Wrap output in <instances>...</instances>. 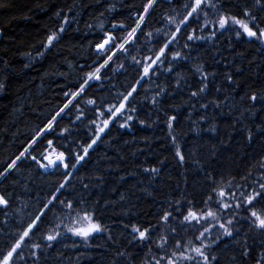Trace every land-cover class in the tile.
I'll list each match as a JSON object with an SVG mask.
<instances>
[{
	"label": "trees",
	"instance_id": "1",
	"mask_svg": "<svg viewBox=\"0 0 264 264\" xmlns=\"http://www.w3.org/2000/svg\"><path fill=\"white\" fill-rule=\"evenodd\" d=\"M194 1L0 0V262L264 264V0Z\"/></svg>",
	"mask_w": 264,
	"mask_h": 264
},
{
	"label": "snow or ice",
	"instance_id": "2",
	"mask_svg": "<svg viewBox=\"0 0 264 264\" xmlns=\"http://www.w3.org/2000/svg\"><path fill=\"white\" fill-rule=\"evenodd\" d=\"M202 2H204V0H195V6L192 7V10L191 12L188 13V16L191 17L193 13L197 12V10L200 8ZM151 6V3L149 4V7ZM148 9L146 8L145 11H147ZM245 15H247V13H245ZM140 20L142 21L143 20V17H140ZM185 20H187V17L185 18ZM171 22V21H170ZM234 24H237L239 25L244 32H246L248 34L249 37H257V32L256 31H253L248 24L244 23L243 21L241 20H236L233 18V21H232ZM183 23V21H182ZM228 23V21L225 19V18H221L220 21H219V25L221 28L225 27V25ZM115 27V25H114ZM140 27V24L138 23L137 24V28ZM63 30V29H61ZM177 30H179V27L177 28ZM136 32V29H133L132 30V33L129 34V36L131 37L132 35H134ZM260 36H264V31H261L259 33ZM57 34L55 32H53L49 37H48V44L45 45V47H48V46H51L53 44V42L57 39ZM114 38L109 36L107 39L104 40V42L100 45L97 46V51L98 52H102L106 49V46L109 45L111 43V41L113 40ZM189 39H192V37L190 36ZM128 41H125V43H127ZM165 47H167V45H165ZM121 48H123V45H121ZM164 52V49L162 48L161 49V53ZM177 55H179L177 53ZM109 59H111V57H109ZM160 58L157 57V60H159ZM153 63H156V61H153ZM105 64H107V61H105ZM101 67H104V65H101ZM149 67H151V65H149ZM100 72V68H97L96 69V72L95 73H89L88 74V79L85 80V85L88 84V82L92 79H100V76L98 75V73ZM148 74V69L146 68L145 69V75ZM81 91H83V86L81 87ZM201 91H203V89H201ZM65 95H68L67 93H65ZM76 95H79V93H74L73 96L75 97ZM132 93H129L128 96H125L124 97V100L127 101L129 96H131ZM193 95H195V93H193ZM253 100L256 99L255 96L252 97ZM69 103H71V101H69ZM89 104H93L94 101L92 100H89L88 101ZM68 105L66 104L65 105V108H67ZM125 107V105L122 103L120 105V108L117 109L116 111L119 112L121 109H123ZM61 111H63V109H61ZM59 115V113L57 114ZM113 115H115V113H113ZM79 119V117H78ZM129 119H131V117H129ZM105 126H107V121H105ZM125 125H121V127H124ZM169 127H171V124L169 125ZM49 128H51V125H49ZM104 129H100V131H103ZM51 141H49V145H51ZM95 143V141H93V144ZM89 148L92 147V145H89L88 146ZM85 153H87L88 149H85L84 150ZM23 155V154H22ZM177 155H180L179 151L177 152ZM19 159V157L17 158ZM83 157H78L77 158V162H79L80 160H82ZM65 161V156H64V153H60L59 156L57 157L56 160H49L48 162V165H41V167H56L58 166L59 164H62L64 163ZM13 164H15V161L13 162ZM11 167V165H10ZM65 167H67V164H65ZM73 167H75V165H73ZM61 187H63V185H61ZM219 195L221 197H223L225 195V193L223 191H221L219 193ZM258 198H264V184L261 185V191L260 192H256L254 194H251V195H248L246 197L247 199V203L248 204H253L254 201H256ZM63 203V202H62ZM7 204V201L4 200L3 197H0V205H6ZM240 205H237V207H239ZM67 207L69 209L72 208V205L69 203L67 205ZM208 216H211L213 218H215V214L212 213V212H209L207 214ZM251 217L254 218L253 220V223L255 225L256 228L258 229H262L264 230V214H261V213H258L256 211H252L251 212ZM203 217H201L202 219ZM39 219V218H38ZM84 220L86 221H89L91 222L92 220V217L90 215H86L83 217ZM165 219H167V214L165 216ZM191 220H197V222H199V219L197 218L196 214L192 211H189L188 215L184 216V221L186 222H191ZM229 224L232 223L231 220L228 221ZM31 227V226H30ZM221 228H224V234L225 235H232L231 231L228 229V228H225V226L223 224L220 225ZM102 229L101 227L98 225V224H95V223H89L88 227H85V228H80L78 230H75L73 232L74 235H77V236H80L84 239H87L89 236H91L93 233L95 232H100ZM134 232H138L139 233V239L141 240H144L147 238L146 236V233H147V229H145L144 231H140L138 228L136 227H133L132 229ZM205 231H207V229H205ZM28 235V232H25L24 233V236H27ZM204 233L202 232L201 233V236H203ZM56 237L55 236H48L47 239L49 240H54ZM199 239V237L197 238ZM17 247H19V244H17ZM15 248L8 253L7 257L4 258V260L2 262H0V264H9V260L10 258L12 257L13 255V252H15ZM192 251L197 255V256H201L204 258L205 262H207V257L205 256L204 252L202 251L201 248L199 247H196V248H193ZM175 255V253L173 254ZM183 259H188V260H191V259H194L193 256H183L182 257ZM156 264H159V261L156 262ZM168 264H175V262L172 260V259H169L168 260ZM257 264H261V262L258 260L257 261Z\"/></svg>",
	"mask_w": 264,
	"mask_h": 264
},
{
	"label": "rangeland",
	"instance_id": "3",
	"mask_svg": "<svg viewBox=\"0 0 264 264\" xmlns=\"http://www.w3.org/2000/svg\"><path fill=\"white\" fill-rule=\"evenodd\" d=\"M194 6H195V1H194ZM232 21H233V20L230 21L231 24H233V25L239 27L241 30H243L239 25L234 24ZM241 21H243V20H241ZM243 22L246 23L245 21H243ZM120 45H121V43L118 44L115 48H113V49H111V50L109 51L106 60L109 59V57L115 52V50H116ZM101 65H102V64H101ZM101 65H99L98 67H96V69H97V68H100ZM96 69H95L92 73H95V72H96ZM60 153H61V152H60L58 149H51V150H48V151L44 154V163H43L42 165H48L49 160H56ZM49 168H51V167H43V169H49ZM81 224H82V223H81ZM85 224H87V225H85L83 228L88 227V225H89V223H85ZM81 228H82V227H81Z\"/></svg>",
	"mask_w": 264,
	"mask_h": 264
},
{
	"label": "water",
	"instance_id": "4",
	"mask_svg": "<svg viewBox=\"0 0 264 264\" xmlns=\"http://www.w3.org/2000/svg\"><path fill=\"white\" fill-rule=\"evenodd\" d=\"M0 37H1V32H0ZM108 37H109V35L105 36V37H104L99 43H97V44L94 45V51H95V52H98V51H97V46L100 45V44H102V43L104 42V40L107 39ZM110 44H111V43H110ZM110 44L106 46V49L110 46ZM106 49H105V50H106ZM102 52H103V51H102ZM49 141H50V140H49ZM49 141H47V143H48Z\"/></svg>",
	"mask_w": 264,
	"mask_h": 264
}]
</instances>
